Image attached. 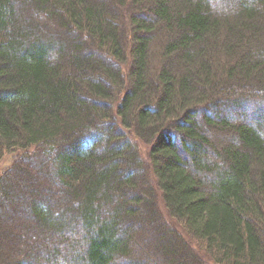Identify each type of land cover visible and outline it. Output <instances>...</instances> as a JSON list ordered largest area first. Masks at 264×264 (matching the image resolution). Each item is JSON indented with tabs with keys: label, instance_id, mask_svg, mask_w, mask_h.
Wrapping results in <instances>:
<instances>
[{
	"label": "trees",
	"instance_id": "trees-1",
	"mask_svg": "<svg viewBox=\"0 0 264 264\" xmlns=\"http://www.w3.org/2000/svg\"><path fill=\"white\" fill-rule=\"evenodd\" d=\"M7 156L2 264H264V0H0Z\"/></svg>",
	"mask_w": 264,
	"mask_h": 264
},
{
	"label": "rangeland",
	"instance_id": "rangeland-1",
	"mask_svg": "<svg viewBox=\"0 0 264 264\" xmlns=\"http://www.w3.org/2000/svg\"><path fill=\"white\" fill-rule=\"evenodd\" d=\"M116 106V105H115ZM115 106H114V109H115ZM113 114H115V111H113ZM208 135L211 137V139H212V141H213V143H218V141L220 140V137L221 136H223L222 134H220V132H218V130H216V129H211V130H209L208 131ZM223 137H226V138H228L229 136H227L226 134H224V136ZM140 148L141 149H146L145 148V145H143L141 142H140ZM149 146V145H148ZM13 157H11V156H7L5 159H3L1 162H0V177L10 168V166H11V164H12V161H13V159H12ZM152 179V178H151ZM157 194V196H158V198L156 199L159 203H160V207H161V209H162V212H163V214H164V216H166V217H168V211H167V209H166V207H165V205H164V202L161 200V195H159L158 193H156ZM168 219H169V217H168ZM169 220H171V219H169ZM145 221V220H144ZM143 220H141V222L143 223L144 222ZM143 228L145 229L144 230V233H142V241H143V245H144V247H148V246H150V249L152 250V252L153 251H155V245H154V232L153 231H150V230H148V225L146 224V222H144V226H143ZM143 232V231H142ZM4 239V241H5V237H3ZM7 241V240H6ZM7 243H8V241H7ZM12 244V243H11ZM10 244V245H11ZM13 244H14V250L13 251H15L16 250V248L18 247V244H20V240H17V239H15L14 240V242H13ZM13 244H12V246H13ZM20 246H21V244H20ZM150 250V251H151ZM198 253H199V256L201 257V259H202V261L204 262V264H215L214 262H212L207 256H206V254L204 253H201V252H199L197 249H195ZM6 251L8 252V248L7 249H4V251H2L1 252V259H0V264H2V260L3 259H5V256L4 255H6V256H8L9 255V253H6ZM12 251V252H13ZM8 254V255H7ZM155 255H156V253L154 254V252H153V257H155ZM156 258V257H155Z\"/></svg>",
	"mask_w": 264,
	"mask_h": 264
}]
</instances>
